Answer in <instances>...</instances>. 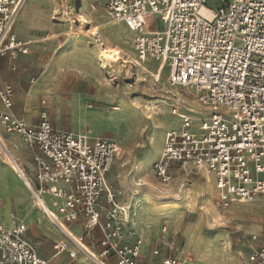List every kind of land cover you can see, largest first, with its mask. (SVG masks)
Returning <instances> with one entry per match:
<instances>
[{
    "label": "built area",
    "instance_id": "2783aa9c",
    "mask_svg": "<svg viewBox=\"0 0 264 264\" xmlns=\"http://www.w3.org/2000/svg\"><path fill=\"white\" fill-rule=\"evenodd\" d=\"M208 1L104 0V6L132 34L137 59L167 65L170 85L193 89L207 113L196 120L177 107L172 110L180 125L165 134L162 154L153 164L156 177L170 185L179 171L181 197L192 177L204 174L214 181L222 203L260 200L264 215V0H214L213 9ZM25 2L0 0V59L9 57L13 70L19 56L30 53L31 44L16 33ZM14 95V86L0 78V102L6 110L0 111V125L30 150L34 178L19 167L16 171L34 207L68 238L54 246L56 254L68 251L71 242L98 260L82 238L68 231L67 225L82 217L86 232L101 230L103 257L113 252L118 264H139L142 237L123 244L134 221L131 206L108 183L111 165L123 150L121 140L57 128L46 109L32 125L13 113ZM12 222L7 226L0 216V264H50L26 238V222L15 216ZM167 229L162 228L161 244L178 252L179 244ZM262 233L263 242L248 264H264V227ZM153 254L161 255L160 248ZM69 256L76 258L74 252ZM162 264L188 263L174 254Z\"/></svg>",
    "mask_w": 264,
    "mask_h": 264
},
{
    "label": "rangeland",
    "instance_id": "374dc122",
    "mask_svg": "<svg viewBox=\"0 0 264 264\" xmlns=\"http://www.w3.org/2000/svg\"><path fill=\"white\" fill-rule=\"evenodd\" d=\"M29 2L43 10L33 38L26 39L34 44L31 54L22 58L17 71L7 62L1 68L3 78L14 86L16 106H28L38 116L37 123L46 101L55 125L121 140L123 150L111 165L108 183L131 206L150 248L162 245V228L167 225L180 253L194 264H248L263 242L260 200L222 203L214 181L204 174L194 175L179 197V171L170 185H163L154 173L166 132L180 125L172 110L177 107L196 120L207 115L197 93L183 86L173 88L168 66L140 62L132 34L110 17L104 0H27L26 6ZM215 2L209 0L208 7L213 9ZM0 134L23 156L24 165L33 168L20 137L5 133L1 126ZM7 135L13 136L11 141ZM5 163L11 166L0 150L4 178ZM28 168L23 169L34 178ZM17 192L25 202L28 194L18 188ZM5 205L0 198V209Z\"/></svg>",
    "mask_w": 264,
    "mask_h": 264
},
{
    "label": "crops",
    "instance_id": "0c3cea01",
    "mask_svg": "<svg viewBox=\"0 0 264 264\" xmlns=\"http://www.w3.org/2000/svg\"><path fill=\"white\" fill-rule=\"evenodd\" d=\"M42 11L43 10L39 8V5L29 2L26 8L23 9V11L20 13V16L18 18L16 33L19 39L29 42L31 44L30 53L28 55L19 56L18 60L16 61V65H17L16 70H13V65L15 63L12 62L9 57H1L0 59V78L3 79L4 81L9 82L5 80L2 76V73H1L2 64H6L7 62L8 68H10L13 71H17L20 67L22 58L27 57L31 54L32 47L34 44H32V42L26 39L33 38L34 29H36L39 26L38 24L42 19V13L40 14V12ZM4 70L5 68L3 67V72H5ZM44 109H46L45 106L42 107L41 111ZM0 111L1 112L6 111L5 108L2 106L1 102H0ZM12 111L15 115L19 117H24L28 121V123L32 125H37L39 122L38 121L36 123V119L38 116H36L35 114H32V111L30 108H28V106L26 108H21V109H19L16 106V97H15L14 107ZM53 125L57 128L68 130L71 132L90 133V132H85V131H78V130L62 128L58 125H55L54 123ZM2 129L5 131L4 127H2ZM5 133L7 132L5 131ZM90 134L99 135L96 133H90ZM10 137H13V136L9 135L8 140H10ZM0 138H2L1 140L3 141L4 149L6 150V145H5L6 140L1 136V134H0ZM21 144L26 148V150H28V148L26 147L23 141L21 142ZM9 145L10 144H8V146ZM10 146L9 147L11 151H13L16 154L15 155L17 156L16 158L18 159V156L20 158L21 154L18 152V150H16L15 146L13 145H10ZM28 156L31 162H33L32 154L30 150H28ZM21 157L23 156L21 155ZM17 159L16 161H19ZM20 162L22 163V168H24V166L28 168L26 165H24V161L21 160V158H20ZM20 162L18 163L20 164ZM7 164L8 163L4 164L5 178L3 177V173L0 172V198L4 199V201L6 202V205L2 207L3 209L2 208L0 209L1 219L3 220L4 224L7 226L12 225L13 216H15L17 220L20 222H23V221L26 222L28 226L26 238L29 239L35 245L39 256L45 258L47 261H49L50 264H118V257L113 252H109L107 256L105 257L102 256V253L105 251V247L102 245L103 237H102L101 230L99 228H95L94 231L92 232H86L83 227L82 217H79L76 222L72 224H68L67 225L68 231L72 235V237L76 239L82 238L83 239L81 242L82 245L87 249V251L90 250L92 254L89 251L88 252L91 255L96 256L98 260L96 259L94 260L92 257L84 253L82 250L78 249V247H76L71 242H68V251L59 252V254H56V252L54 251V246L57 243H59V241H62V240L68 241V238H66V236L60 230H58L57 227L51 221L47 219L42 209L34 207L31 192L28 189V187L25 185L23 178L20 177L19 173L14 168H12L11 166H8ZM32 164H33V168L31 169L28 168V170L29 172L33 174L35 173V168H34V163ZM7 176H9L10 178L8 179ZM17 188L21 191L23 190L24 192L28 194L27 200L23 203H21V198L17 192ZM120 201H123L122 196L120 197ZM131 230H133L132 233H131ZM126 232H127L126 233L127 242L123 244H129L130 242H134L135 240H137V238H139L142 235L141 226L139 222L136 219H134L132 225L126 230ZM168 237H173V236L168 235ZM157 247L160 248V253H161V255H158V256L153 254V250ZM70 252L75 253V256H76L75 259H72L69 256ZM141 254L142 256L138 260L139 264L141 263L162 264V261L166 258V256L174 255V254L178 255L182 259H185L188 264H194L190 262L183 253H180V250L178 252L170 251L166 244L150 248V245L149 244L147 245L144 242V245L141 249Z\"/></svg>",
    "mask_w": 264,
    "mask_h": 264
},
{
    "label": "bare ground",
    "instance_id": "6f19581e",
    "mask_svg": "<svg viewBox=\"0 0 264 264\" xmlns=\"http://www.w3.org/2000/svg\"><path fill=\"white\" fill-rule=\"evenodd\" d=\"M26 4H27V0H26V2H25V5H24V7L26 6ZM81 21L83 22V23H87V20L85 19V18H81ZM95 37V36H94ZM134 61V60H133ZM139 65L141 66V67H144L141 63H139ZM167 66V65H166ZM134 67V66H133ZM169 68V67H168ZM173 88H176V87H173ZM170 91V90H169ZM176 101L179 103L180 101H182L181 99H176ZM177 103V104H178ZM2 138H0V150L5 154V156L7 157V160H8V162H9V164L11 165V167L12 168H14L15 170L16 169H18L17 167H19L21 170H23L24 171V169L23 168H21L20 167V164L18 163L19 161H16V156H15V153L13 152V151H11L10 150V148H9V146H8V144L5 142V145H6V150L4 149V144H3V141L1 140ZM12 155H11V154ZM14 156V157H13ZM18 160V159H17ZM208 180V179H207ZM137 185L139 186L140 184L139 183H137ZM209 187H211V186H209ZM89 252H90V250H88ZM91 254H92V252H90Z\"/></svg>",
    "mask_w": 264,
    "mask_h": 264
}]
</instances>
